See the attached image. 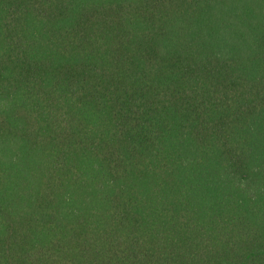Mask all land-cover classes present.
<instances>
[{
	"label": "trees",
	"instance_id": "1",
	"mask_svg": "<svg viewBox=\"0 0 264 264\" xmlns=\"http://www.w3.org/2000/svg\"><path fill=\"white\" fill-rule=\"evenodd\" d=\"M0 264H264V0H0Z\"/></svg>",
	"mask_w": 264,
	"mask_h": 264
}]
</instances>
